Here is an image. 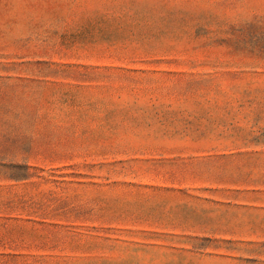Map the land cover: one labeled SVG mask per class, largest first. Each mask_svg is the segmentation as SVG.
<instances>
[{
  "label": "rangeland",
  "instance_id": "374dc122",
  "mask_svg": "<svg viewBox=\"0 0 264 264\" xmlns=\"http://www.w3.org/2000/svg\"><path fill=\"white\" fill-rule=\"evenodd\" d=\"M0 264H264V0H0Z\"/></svg>",
  "mask_w": 264,
  "mask_h": 264
}]
</instances>
